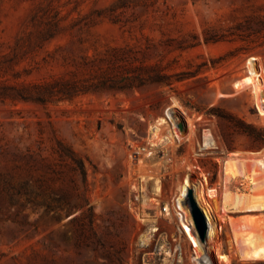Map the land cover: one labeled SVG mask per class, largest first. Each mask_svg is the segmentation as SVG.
Instances as JSON below:
<instances>
[{"label":"rangeland","instance_id":"rangeland-1","mask_svg":"<svg viewBox=\"0 0 264 264\" xmlns=\"http://www.w3.org/2000/svg\"><path fill=\"white\" fill-rule=\"evenodd\" d=\"M249 57L264 70V0H0V85L162 79L46 103L0 98V264H200L176 221L142 222L128 207L139 169L130 153L162 147L150 139L164 115L175 138L183 133L177 151L165 153H185L188 162L192 153L212 157L215 243L230 262L213 249L198 254L210 264H264L241 257L235 229L245 213H224L220 202L223 162L264 155L256 95L234 88ZM205 133L216 147L203 150ZM70 153L83 160L87 181L69 164ZM188 172L192 184L203 182ZM25 180L39 201L66 194L77 207L50 212L28 204L25 193L11 202ZM178 184L172 181L167 198Z\"/></svg>","mask_w":264,"mask_h":264},{"label":"bare ground","instance_id":"bare-ground-1","mask_svg":"<svg viewBox=\"0 0 264 264\" xmlns=\"http://www.w3.org/2000/svg\"><path fill=\"white\" fill-rule=\"evenodd\" d=\"M246 67L247 69L243 78L235 81L234 88L249 87L252 88L256 97L264 98V70L262 65L256 57H249L246 59ZM259 111L264 120V103L259 104ZM167 115L171 117L172 123L177 126V121L170 115V112H168ZM154 127L156 130H152L154 133L153 136L151 135L152 139H150L151 146L158 147L166 143L168 149L170 146L174 152L177 151L179 145L177 144L172 130L169 128L171 125L166 115L162 116ZM177 133L178 137L182 139L183 137L181 134L183 133H179L178 131ZM215 142L217 141H214L212 134L205 133L204 144H202L203 150L216 147ZM169 150H171V148ZM147 151L148 153L161 152L159 149L153 148ZM222 166L223 190L220 201L221 210L226 213L230 212L231 208H233L236 212L245 213L242 215V218L238 220L239 223L235 229L237 242L240 247V255L246 260H264V155L259 158L252 157V159L230 156L223 162ZM240 179L242 180L240 181ZM234 182L242 183L244 186L246 185V187L249 188V192H243L241 189L237 191L231 189L230 184ZM179 189H182L181 185ZM194 194L198 205L205 211L209 219L208 238L206 242L201 241L198 237L199 235H197L198 232H195L197 230H194L185 223L186 230L180 226L181 231L185 234L190 243L194 244L195 248L199 249L201 253L205 248L213 249L222 260L230 262L226 254L220 253V248L215 243L219 228L214 207L209 202L208 196L218 197L219 192L217 188H207V184L202 182L195 186ZM185 209L188 212V209ZM252 212H258V214ZM198 252L196 259H203L202 262L199 261V263L210 264L208 263L209 260H206V258L202 254H198Z\"/></svg>","mask_w":264,"mask_h":264},{"label":"built area","instance_id":"built-area-1","mask_svg":"<svg viewBox=\"0 0 264 264\" xmlns=\"http://www.w3.org/2000/svg\"><path fill=\"white\" fill-rule=\"evenodd\" d=\"M254 103L259 111V104L264 103L263 98L255 96ZM177 141L180 143V138H177ZM160 146H162L160 149H156L162 153H141L140 146L138 153H130V159L139 163V169H133V181L130 182L133 198L129 199V210L142 222L149 220L156 222L160 217H165L169 221H176L184 230H186L185 224L195 230L189 192L193 190L194 193L198 182L191 183V175L188 171L195 172L199 182L209 183L213 177L211 153H192L195 162H188L185 153H165L166 143ZM150 157L153 160H149ZM181 168L187 170L183 176H181ZM174 180L179 181L176 192L167 198L168 187ZM179 185L182 187L181 190ZM158 228L155 227L156 230Z\"/></svg>","mask_w":264,"mask_h":264},{"label":"trees","instance_id":"trees-1","mask_svg":"<svg viewBox=\"0 0 264 264\" xmlns=\"http://www.w3.org/2000/svg\"><path fill=\"white\" fill-rule=\"evenodd\" d=\"M47 34L48 36H51V33ZM146 80L157 82L162 79L157 75L149 74L146 79L138 78V83H123L120 80H113L111 77L105 76L98 82L91 84H82L78 80L72 79H58L51 82L36 83L30 87L2 84L0 85V98H10L13 100H35L46 103L60 101L63 99H73L81 94L99 90H125L129 87L135 86V84L136 86L142 85ZM244 130L249 133L253 132L248 126L244 127ZM67 158H69V164L73 170L81 175L84 182L87 181V173L83 160L76 153L68 154ZM21 193H25L27 195V202L28 204H31L32 207L44 206L46 207V210L50 212L77 207L76 205L71 204L66 194H62L60 196L58 195L53 198L51 194H48V197L52 198L51 200L45 199L43 201H39L32 195L33 187L29 180L22 182L20 188L16 190V193L11 194V202H18L15 197ZM79 207L82 208L83 206L80 205ZM89 210L90 216L93 217V209L90 207Z\"/></svg>","mask_w":264,"mask_h":264},{"label":"water","instance_id":"water-1","mask_svg":"<svg viewBox=\"0 0 264 264\" xmlns=\"http://www.w3.org/2000/svg\"><path fill=\"white\" fill-rule=\"evenodd\" d=\"M189 201L194 222L200 231L202 241H205L208 236V225L198 203L196 202L193 190H190Z\"/></svg>","mask_w":264,"mask_h":264}]
</instances>
